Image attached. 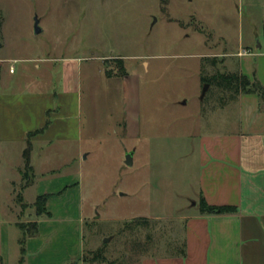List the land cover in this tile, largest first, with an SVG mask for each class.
<instances>
[{
    "label": "rangeland",
    "instance_id": "obj_1",
    "mask_svg": "<svg viewBox=\"0 0 264 264\" xmlns=\"http://www.w3.org/2000/svg\"><path fill=\"white\" fill-rule=\"evenodd\" d=\"M263 15L247 0H0V56L13 58L7 66L16 77L49 76L44 59L54 57L60 61L51 73L61 88L62 65L80 64L79 94L62 112L74 122L71 137L34 146L33 171L15 175L22 200L13 201L12 186L3 183L0 222L36 215L33 202L48 193L52 217L43 216L41 228L79 230L86 264H141L181 252L183 216L200 208L192 198L201 135L228 129L239 114V95L213 77L240 71L235 53L264 41ZM128 152L133 165L126 164ZM28 176L36 184L25 189ZM7 226L9 238L19 232ZM61 238L40 262L66 264L71 242ZM28 256L36 260L32 250Z\"/></svg>",
    "mask_w": 264,
    "mask_h": 264
},
{
    "label": "crops",
    "instance_id": "obj_2",
    "mask_svg": "<svg viewBox=\"0 0 264 264\" xmlns=\"http://www.w3.org/2000/svg\"><path fill=\"white\" fill-rule=\"evenodd\" d=\"M247 3L251 9L258 8L264 14V0H247ZM235 55L243 62L239 72L252 79L256 77L264 85V41L256 49L241 44ZM25 59L38 61L40 58ZM12 60L0 56V188L5 181L12 186L7 193L14 201L17 198L15 175L23 173V153L29 140L32 163L35 145H42L44 149L71 137L67 133L74 122L62 118V112L72 108L74 97L79 94L80 64L75 59L66 60L62 65L64 79L58 88L51 73L60 61L58 58L44 59L51 62L49 76L41 74L30 79L26 71L22 77H16L17 70L11 71L14 65L7 66ZM36 66L41 67L38 63ZM43 83L45 85H41ZM238 104L239 114L236 121L230 120L231 127H218L201 135L198 194L192 198L198 202L203 195L210 204L236 205L238 211L230 214H202L199 209L189 211L183 216L185 242L181 252L145 257L141 264H264V102L258 93H242ZM127 117V131L131 132L132 120ZM219 123L222 124L218 119ZM16 155L19 159L14 158ZM53 169L59 170L45 168L44 173ZM34 184L36 180L32 179L25 189ZM35 214L25 221L1 220L0 225L6 233L0 240V264H11L6 260L11 257L17 264H43L40 261L46 262L42 260L45 248L50 242L62 241L61 236L66 243L71 242L66 264L87 263L83 259L84 237L79 230L43 231L41 224L48 216L39 215L37 211ZM34 221L38 223V232L25 238L23 255L24 230L19 223ZM10 224L19 229L10 237L13 243L7 234ZM31 250L36 253L35 261L28 256Z\"/></svg>",
    "mask_w": 264,
    "mask_h": 264
},
{
    "label": "trees",
    "instance_id": "obj_3",
    "mask_svg": "<svg viewBox=\"0 0 264 264\" xmlns=\"http://www.w3.org/2000/svg\"><path fill=\"white\" fill-rule=\"evenodd\" d=\"M205 81L213 84L217 81L218 84L222 88H226L228 91L232 92V94H242V93H258L261 97V101L264 102V85L255 77L254 79L249 78L247 75L240 73L239 71L236 73H227L225 75H220L216 77L214 75L212 81L211 78H204ZM43 130V129H41ZM31 133L30 135H32ZM24 161H25V170L22 172L27 176L29 171H33V167L31 165V142L29 140L28 146L25 148L24 153ZM32 180V177L28 176L27 184L23 187L25 188ZM18 199L22 200L23 195L18 194ZM48 194L39 195L34 203L36 207V211L39 215H47L51 216V212L47 208ZM199 210L202 214H230L238 211V207L236 205H215L207 202L205 197L202 195L198 201ZM137 221V220H136ZM137 222H148L146 218H140ZM20 227L24 230V237L21 240L22 244V253L23 255L26 252V248L24 246V241L27 236H32L37 234L38 232V223L37 222H20ZM23 260V259H22ZM89 261L93 262L94 258L89 259Z\"/></svg>",
    "mask_w": 264,
    "mask_h": 264
},
{
    "label": "water",
    "instance_id": "obj_4",
    "mask_svg": "<svg viewBox=\"0 0 264 264\" xmlns=\"http://www.w3.org/2000/svg\"><path fill=\"white\" fill-rule=\"evenodd\" d=\"M42 29L41 27L39 26V19L36 20V24H35V31L38 33L40 32ZM209 87V84L206 85L204 91H203V95H205L207 89ZM126 164L127 165H133V153L132 152H128L127 153V156H126ZM110 238H106V241H109Z\"/></svg>",
    "mask_w": 264,
    "mask_h": 264
},
{
    "label": "built area",
    "instance_id": "obj_5",
    "mask_svg": "<svg viewBox=\"0 0 264 264\" xmlns=\"http://www.w3.org/2000/svg\"><path fill=\"white\" fill-rule=\"evenodd\" d=\"M13 70H14V67L12 66V67H11V71H13Z\"/></svg>",
    "mask_w": 264,
    "mask_h": 264
}]
</instances>
